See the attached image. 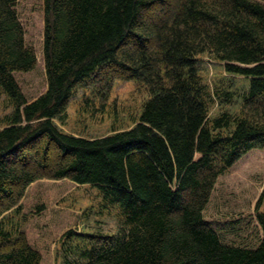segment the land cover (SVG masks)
I'll return each mask as SVG.
<instances>
[{"label":"trees","instance_id":"16d2710c","mask_svg":"<svg viewBox=\"0 0 264 264\" xmlns=\"http://www.w3.org/2000/svg\"><path fill=\"white\" fill-rule=\"evenodd\" d=\"M205 54L248 80L238 115L209 120L224 93L202 83ZM114 80L147 89L132 129L92 140L58 129L76 89L106 94ZM0 91L13 104L0 264H49L74 221L53 207L69 184L43 179L93 187L123 218L114 237L65 231L76 243L65 264H264V0H0ZM30 185L12 228L2 216L20 215Z\"/></svg>","mask_w":264,"mask_h":264},{"label":"rangeland","instance_id":"374dc122","mask_svg":"<svg viewBox=\"0 0 264 264\" xmlns=\"http://www.w3.org/2000/svg\"><path fill=\"white\" fill-rule=\"evenodd\" d=\"M197 60L202 83L209 92L214 94L217 90L229 96V99L224 94L220 98L218 96L210 98L209 120L223 112L231 116L238 115L248 80L226 73L223 63L206 54L198 57ZM104 94L101 86L96 84H88L76 89L69 101L64 123L54 121L58 129L66 135L89 140L130 130L137 124L142 105L149 97L146 88L123 80H114L106 96ZM11 111H13V104L0 91V129L4 127V118L10 116ZM38 182L55 187L67 182L69 185L54 198L53 207L74 215V221L70 227L60 231L50 242L49 264H65L66 258L71 263L75 259L74 253L69 255L66 253L68 249L72 250L70 246L74 247L76 243H67L66 238L62 236L69 228L77 234L114 237L124 227L123 218L118 209L115 206H107L95 188L74 185L64 180L43 179ZM33 185L28 187L20 201V215L12 211L2 216L12 228L21 223L26 206V195L30 193L29 189ZM261 185L262 183L259 188L264 190V186ZM260 212H264V198Z\"/></svg>","mask_w":264,"mask_h":264},{"label":"bare ground","instance_id":"6f19581e","mask_svg":"<svg viewBox=\"0 0 264 264\" xmlns=\"http://www.w3.org/2000/svg\"><path fill=\"white\" fill-rule=\"evenodd\" d=\"M62 110V109H61ZM12 112V111H11ZM60 112V111H59ZM8 121V120H7ZM6 123V122H5ZM45 182V181H44ZM130 218V217H129ZM103 253V252H102ZM97 254V253H96Z\"/></svg>","mask_w":264,"mask_h":264}]
</instances>
